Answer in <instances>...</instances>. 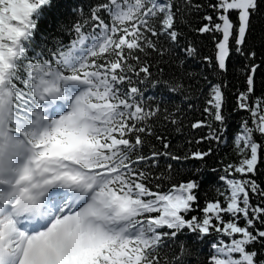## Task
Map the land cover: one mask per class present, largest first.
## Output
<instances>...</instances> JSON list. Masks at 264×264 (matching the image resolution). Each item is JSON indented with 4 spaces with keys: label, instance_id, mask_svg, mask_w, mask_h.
Instances as JSON below:
<instances>
[{
    "label": "snow or ice",
    "instance_id": "snow-or-ice-1",
    "mask_svg": "<svg viewBox=\"0 0 264 264\" xmlns=\"http://www.w3.org/2000/svg\"><path fill=\"white\" fill-rule=\"evenodd\" d=\"M53 6L0 0V264H264V0Z\"/></svg>",
    "mask_w": 264,
    "mask_h": 264
},
{
    "label": "trees",
    "instance_id": "trees-1",
    "mask_svg": "<svg viewBox=\"0 0 264 264\" xmlns=\"http://www.w3.org/2000/svg\"><path fill=\"white\" fill-rule=\"evenodd\" d=\"M80 2L86 3L87 0H53L54 6L51 9L45 10L41 18V21H40L41 32L44 35H47L50 37L60 35V33L57 31L58 24L61 22L63 23L70 22L71 19L73 18L72 9L76 6L77 3H80ZM63 38L67 39V35L64 34ZM39 39L40 37L38 35L37 40L39 41ZM205 43L207 44L208 42L205 41ZM191 68L196 72L200 71V66L198 64L193 63L191 65ZM228 80L230 82L229 88L234 90L236 87L240 86L238 84L237 79L232 73H229ZM233 104H234V98L231 96V93H229V104H228L229 126H230V130L234 131L237 128L238 123L241 117L244 115V113L231 112V108L233 107ZM170 138L172 139L174 145L180 146L183 144L182 139L177 137L175 134H173ZM225 155L227 156V159L225 162L236 160V156L231 152L230 146H223L222 150L219 153V156L214 157L213 159H210L208 161V168L210 169V167L216 163L218 158L224 157ZM193 167H204V166L200 165L199 162H190L186 168L181 169L180 174L176 175L175 179L180 180L182 178H187L186 177L187 171ZM214 180H215V175L210 170H206L204 172L203 178L201 179V183H202L201 196L202 197L205 194H207L209 198H211L214 195V191L212 188Z\"/></svg>",
    "mask_w": 264,
    "mask_h": 264
}]
</instances>
